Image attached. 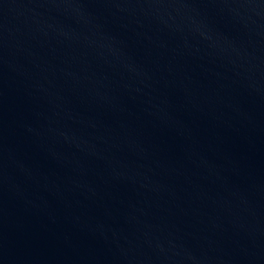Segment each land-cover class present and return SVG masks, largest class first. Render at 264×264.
I'll use <instances>...</instances> for the list:
<instances>
[{
    "label": "water",
    "instance_id": "95a60500",
    "mask_svg": "<svg viewBox=\"0 0 264 264\" xmlns=\"http://www.w3.org/2000/svg\"><path fill=\"white\" fill-rule=\"evenodd\" d=\"M0 264H264V0H0Z\"/></svg>",
    "mask_w": 264,
    "mask_h": 264
}]
</instances>
